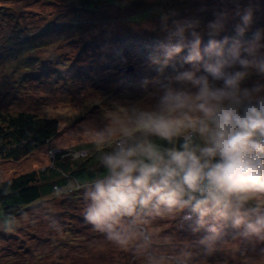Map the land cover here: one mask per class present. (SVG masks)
I'll return each mask as SVG.
<instances>
[{"label":"rangeland","instance_id":"obj_1","mask_svg":"<svg viewBox=\"0 0 264 264\" xmlns=\"http://www.w3.org/2000/svg\"><path fill=\"white\" fill-rule=\"evenodd\" d=\"M249 7L246 39L264 30V0H0V113L32 112L60 125L40 150L0 162V183L53 166L55 155L74 161L85 148L103 164L127 138L145 142L123 129L154 110L167 86L178 87L170 78L187 66L180 57L164 65L161 49L175 42V22L206 33L219 20L222 40L236 36ZM128 65L137 73L121 75ZM64 178V191L12 218L0 215V264H264V239L230 219L185 222L182 205L138 212L121 229L124 243L109 239L84 220L90 190Z\"/></svg>","mask_w":264,"mask_h":264},{"label":"clouds","instance_id":"obj_2","mask_svg":"<svg viewBox=\"0 0 264 264\" xmlns=\"http://www.w3.org/2000/svg\"><path fill=\"white\" fill-rule=\"evenodd\" d=\"M240 18L236 36L222 40L219 20L206 33L175 22L169 34L175 42L161 45L164 65L180 57L187 67L170 78L178 87L167 86L155 109L141 112L123 135L184 137V143L162 152L145 141L104 157L108 174L87 192L91 203L83 215L109 239L124 243L121 229L139 209L181 205L200 225L207 217L230 219L244 235L264 239V199L244 207L264 198V30L246 39L251 7ZM194 135L202 146H193Z\"/></svg>","mask_w":264,"mask_h":264},{"label":"trees","instance_id":"obj_3","mask_svg":"<svg viewBox=\"0 0 264 264\" xmlns=\"http://www.w3.org/2000/svg\"><path fill=\"white\" fill-rule=\"evenodd\" d=\"M126 68H132V71L124 72ZM119 72L121 75L137 73L134 65L120 68ZM59 126L58 119L42 117L32 112L0 113V162L18 161L40 150L58 135ZM143 137L145 141L152 143L162 152L171 148L180 150L184 143V137L173 138L171 142L145 134ZM127 139L125 148L134 147L137 144V142L133 143L132 137ZM192 144L202 146L203 141L198 135H194ZM86 151L84 156H79L74 161L64 160L63 156L55 155L53 166L1 182L0 215L4 218H12L24 208L64 191L68 186V180L64 176L80 187H84V190H91L94 182L103 179L108 172L106 166L101 164L102 155H90L88 153L90 150L84 148V152ZM63 153L66 155L69 152L64 151ZM184 208L185 213L190 211L189 208ZM147 210L139 209L138 212Z\"/></svg>","mask_w":264,"mask_h":264},{"label":"built area","instance_id":"obj_4","mask_svg":"<svg viewBox=\"0 0 264 264\" xmlns=\"http://www.w3.org/2000/svg\"><path fill=\"white\" fill-rule=\"evenodd\" d=\"M79 154H81V155H79V156H82V155H83L82 152H80ZM84 155H85V154H84ZM77 186L80 187L79 185H77ZM195 215H196V214L191 213L190 211H188L187 213H185V214L183 215L182 219L186 222L187 220H191V219H193V218L195 217Z\"/></svg>","mask_w":264,"mask_h":264},{"label":"water","instance_id":"obj_5","mask_svg":"<svg viewBox=\"0 0 264 264\" xmlns=\"http://www.w3.org/2000/svg\"><path fill=\"white\" fill-rule=\"evenodd\" d=\"M124 72H131L132 71V68H126L123 70Z\"/></svg>","mask_w":264,"mask_h":264}]
</instances>
